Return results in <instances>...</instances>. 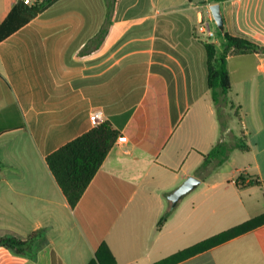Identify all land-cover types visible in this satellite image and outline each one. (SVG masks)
<instances>
[{"label":"crops","instance_id":"crops-1","mask_svg":"<svg viewBox=\"0 0 264 264\" xmlns=\"http://www.w3.org/2000/svg\"><path fill=\"white\" fill-rule=\"evenodd\" d=\"M16 2L0 0V24ZM210 4L118 0L103 44L80 55L104 27L106 2L58 0L0 43V236L44 231L34 258L0 248V264H89L104 242L116 264H156L264 214V53L228 57L227 112L252 163L231 168L229 186L219 170L200 171L204 154L236 137L230 122L222 132L208 89L204 42L221 43L200 35L201 22H213ZM222 9L231 35L264 46V0ZM97 110L127 142L112 147L72 208L46 157L94 128ZM240 174L259 185L238 187ZM190 176L204 185L173 208L169 195ZM230 194H246L248 204L229 208ZM247 235L252 260L264 264V225L177 264H208Z\"/></svg>","mask_w":264,"mask_h":264},{"label":"trees","instance_id":"trees-1","mask_svg":"<svg viewBox=\"0 0 264 264\" xmlns=\"http://www.w3.org/2000/svg\"><path fill=\"white\" fill-rule=\"evenodd\" d=\"M56 1L58 0H33L32 4L28 5L24 0H17L5 20L0 24V43L26 26ZM117 1L105 0L108 16L104 27L86 44L80 55H85L92 46L99 48L103 44L110 29L111 14ZM209 1L211 4H222L228 0ZM220 37V45L204 42V47L207 54L208 89L224 133L228 129L227 109L229 106L231 107L228 100L231 90L228 57L236 52L264 53V46L245 38L233 36L227 29L225 36L222 37L220 35ZM118 137L119 132L113 128L111 123L102 122L46 157V164L70 207L74 208L79 203ZM236 149L248 151L249 148L244 136L240 135L230 141L225 139L218 141L207 154L203 155L200 171L204 174L211 173L215 168L223 165ZM0 169H3L1 161ZM259 183L258 179L255 178L246 183L244 174H240L236 181L238 187L254 186L259 185ZM169 214L170 212H167L162 217L159 227L163 226ZM262 225H264V214L214 235L156 264H177L197 254L218 247ZM43 236L44 231L42 230L33 232L25 240L13 235L0 236V248L34 258L37 254L36 241L43 239ZM89 264H116V259L104 242L98 248L94 259Z\"/></svg>","mask_w":264,"mask_h":264},{"label":"rangeland","instance_id":"rangeland-1","mask_svg":"<svg viewBox=\"0 0 264 264\" xmlns=\"http://www.w3.org/2000/svg\"><path fill=\"white\" fill-rule=\"evenodd\" d=\"M210 28L215 33V36L213 38H210L209 40H218L220 38V32L218 31L214 22H210ZM200 35L202 38H208L204 34H200ZM227 119L228 122H230L232 133H234L236 137H239L240 136L239 120L234 115L231 118V120L229 119V116H227ZM228 138L229 137H227V139ZM234 153L237 160L231 159ZM251 163H252V157H250L248 151H242L236 149L232 152L229 159L223 165L215 168L211 172L213 173L219 170L222 176H219L218 181L223 182L222 186H229L227 185V180L225 178L223 179V177H229L226 175L228 174L227 172L231 170V168H234L235 166H237V168L243 169L244 167H247ZM232 175L233 174H231L230 176ZM203 185L204 184H200L197 188ZM192 192H194V190ZM230 196L231 197L229 198V201L224 202V205H228L229 208L241 207V203L239 201L240 198L243 199V201L246 204H248L249 198L246 194H241V197L234 194H230ZM228 207L225 206V211H229ZM226 221H227L226 223H230L229 219H226ZM216 253L218 254L216 255ZM207 257H208L207 259L208 264H257L256 260H252V235H247L240 239L231 241L226 245L216 249L213 254L210 253ZM259 261L264 262V259H259L258 263Z\"/></svg>","mask_w":264,"mask_h":264},{"label":"water","instance_id":"water-1","mask_svg":"<svg viewBox=\"0 0 264 264\" xmlns=\"http://www.w3.org/2000/svg\"><path fill=\"white\" fill-rule=\"evenodd\" d=\"M209 11L211 13L215 26L220 32V35L224 37L226 34V25L223 15L222 4H210ZM200 182V179L194 176H190L189 178H187L180 187H178L174 192L169 195L168 199L171 202V206L173 208L176 207L186 195L192 192L200 184Z\"/></svg>","mask_w":264,"mask_h":264},{"label":"built area","instance_id":"built-area-1","mask_svg":"<svg viewBox=\"0 0 264 264\" xmlns=\"http://www.w3.org/2000/svg\"><path fill=\"white\" fill-rule=\"evenodd\" d=\"M24 2L26 4H28V5H30V4H32L33 0H24ZM199 31H200L201 34L206 35L209 39L210 38H213L215 36V33L211 30L209 23L204 22V21L201 22ZM91 121L96 126L99 125V124H101L102 121H103L102 111H100V110L94 111L91 114ZM125 142H127V137L126 136H123V135L122 136H119L118 139H117V141H116V143H118V144L125 143Z\"/></svg>","mask_w":264,"mask_h":264}]
</instances>
